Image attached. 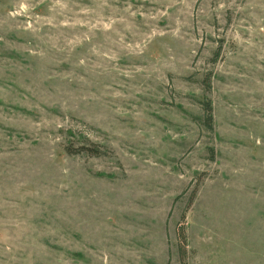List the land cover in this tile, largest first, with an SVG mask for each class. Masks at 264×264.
Returning <instances> with one entry per match:
<instances>
[{
  "label": "rangeland",
  "instance_id": "obj_1",
  "mask_svg": "<svg viewBox=\"0 0 264 264\" xmlns=\"http://www.w3.org/2000/svg\"><path fill=\"white\" fill-rule=\"evenodd\" d=\"M0 264H264V0H0Z\"/></svg>",
  "mask_w": 264,
  "mask_h": 264
},
{
  "label": "trees",
  "instance_id": "obj_2",
  "mask_svg": "<svg viewBox=\"0 0 264 264\" xmlns=\"http://www.w3.org/2000/svg\"><path fill=\"white\" fill-rule=\"evenodd\" d=\"M204 84H205L206 90L208 91L210 89L209 75L205 77ZM201 108L203 111L202 125L205 127L207 131L213 132V118H212L211 103L207 100L203 101L201 103ZM63 150L67 155H71V156L85 154L88 157L99 158L105 154L103 153V151L99 149L98 145L94 143H89L87 146H80V147H75L72 143H69V144L64 145ZM180 234L182 235V237H184L183 227H181L180 229Z\"/></svg>",
  "mask_w": 264,
  "mask_h": 264
}]
</instances>
